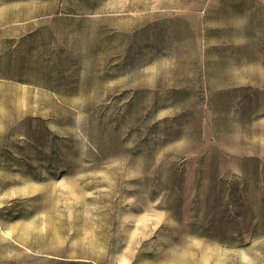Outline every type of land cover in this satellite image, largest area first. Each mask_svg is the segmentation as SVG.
<instances>
[{"label": "rangeland", "instance_id": "obj_1", "mask_svg": "<svg viewBox=\"0 0 264 264\" xmlns=\"http://www.w3.org/2000/svg\"><path fill=\"white\" fill-rule=\"evenodd\" d=\"M0 264H264V0H0Z\"/></svg>", "mask_w": 264, "mask_h": 264}, {"label": "bare ground", "instance_id": "obj_2", "mask_svg": "<svg viewBox=\"0 0 264 264\" xmlns=\"http://www.w3.org/2000/svg\"><path fill=\"white\" fill-rule=\"evenodd\" d=\"M125 259L121 257L120 261L123 262Z\"/></svg>", "mask_w": 264, "mask_h": 264}, {"label": "crops", "instance_id": "obj_3", "mask_svg": "<svg viewBox=\"0 0 264 264\" xmlns=\"http://www.w3.org/2000/svg\"><path fill=\"white\" fill-rule=\"evenodd\" d=\"M255 94H257L256 92H255ZM245 160V159H244Z\"/></svg>", "mask_w": 264, "mask_h": 264}]
</instances>
